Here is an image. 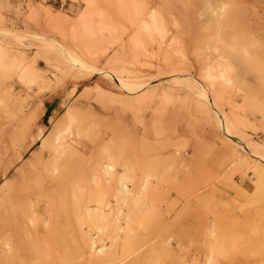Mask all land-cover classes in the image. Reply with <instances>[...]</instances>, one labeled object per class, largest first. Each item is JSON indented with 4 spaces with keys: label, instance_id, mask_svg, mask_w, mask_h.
<instances>
[{
    "label": "rangeland",
    "instance_id": "374dc122",
    "mask_svg": "<svg viewBox=\"0 0 264 264\" xmlns=\"http://www.w3.org/2000/svg\"><path fill=\"white\" fill-rule=\"evenodd\" d=\"M0 264H264V0H0Z\"/></svg>",
    "mask_w": 264,
    "mask_h": 264
},
{
    "label": "bare ground",
    "instance_id": "6f19581e",
    "mask_svg": "<svg viewBox=\"0 0 264 264\" xmlns=\"http://www.w3.org/2000/svg\"><path fill=\"white\" fill-rule=\"evenodd\" d=\"M214 10V9H213ZM216 10V9H215ZM221 15V14H220Z\"/></svg>",
    "mask_w": 264,
    "mask_h": 264
}]
</instances>
